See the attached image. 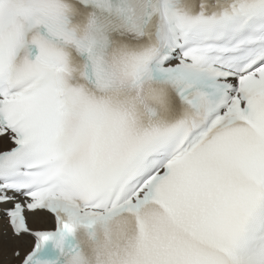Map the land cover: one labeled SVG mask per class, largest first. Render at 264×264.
<instances>
[{"label":"snow or ice","instance_id":"1","mask_svg":"<svg viewBox=\"0 0 264 264\" xmlns=\"http://www.w3.org/2000/svg\"><path fill=\"white\" fill-rule=\"evenodd\" d=\"M0 145V264H264V0H0Z\"/></svg>","mask_w":264,"mask_h":264},{"label":"bare ground","instance_id":"2","mask_svg":"<svg viewBox=\"0 0 264 264\" xmlns=\"http://www.w3.org/2000/svg\"><path fill=\"white\" fill-rule=\"evenodd\" d=\"M6 143V142H5ZM1 146V145H0Z\"/></svg>","mask_w":264,"mask_h":264}]
</instances>
